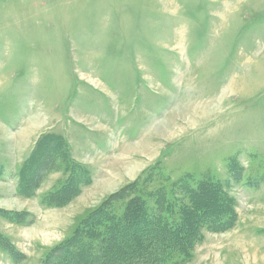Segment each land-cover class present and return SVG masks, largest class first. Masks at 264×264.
Listing matches in <instances>:
<instances>
[{"label": "rangeland", "instance_id": "1", "mask_svg": "<svg viewBox=\"0 0 264 264\" xmlns=\"http://www.w3.org/2000/svg\"><path fill=\"white\" fill-rule=\"evenodd\" d=\"M137 197L179 264H264V0H0V264Z\"/></svg>", "mask_w": 264, "mask_h": 264}, {"label": "trees", "instance_id": "2", "mask_svg": "<svg viewBox=\"0 0 264 264\" xmlns=\"http://www.w3.org/2000/svg\"><path fill=\"white\" fill-rule=\"evenodd\" d=\"M20 184H23V179ZM204 188L200 186L198 190ZM23 191L26 192L24 188H20V192L24 193ZM63 192L61 190L48 195L44 202L61 206L58 201ZM190 192L198 195L196 190ZM202 208L199 207L197 214L204 220L208 217L206 215H211V209L207 205ZM187 228L188 233L192 231ZM178 229L181 230L182 226H175L174 222L169 223L162 216L150 215L146 200L137 197L119 218L108 215L103 210L89 216L81 230L53 249L43 264H179V260L174 259L175 256L181 257L180 261L188 260L192 256L193 244L191 240L181 244L177 242L176 237L183 235L177 233ZM140 235L144 238H139ZM151 236L153 238L149 240ZM107 250L115 255H108ZM144 251H157L161 255L152 259ZM174 253L178 255H173Z\"/></svg>", "mask_w": 264, "mask_h": 264}, {"label": "crops", "instance_id": "3", "mask_svg": "<svg viewBox=\"0 0 264 264\" xmlns=\"http://www.w3.org/2000/svg\"><path fill=\"white\" fill-rule=\"evenodd\" d=\"M18 167H19V166H18ZM19 192H20V189L17 187V194L21 195ZM37 193H38V192H35V193H34V196H36ZM31 194H32V193H31ZM32 196H33V195H32ZM34 196H33V197H34ZM39 201H40V202L43 201V200H42V197L40 198ZM14 250H15V252L18 251V250H16L15 248H14ZM17 261H19V259H18Z\"/></svg>", "mask_w": 264, "mask_h": 264}]
</instances>
